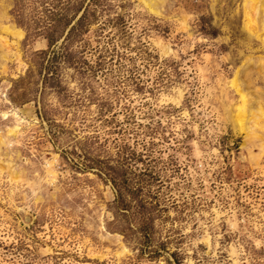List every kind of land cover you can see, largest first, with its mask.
<instances>
[{"label":"rangeland","instance_id":"1","mask_svg":"<svg viewBox=\"0 0 264 264\" xmlns=\"http://www.w3.org/2000/svg\"><path fill=\"white\" fill-rule=\"evenodd\" d=\"M245 1L0 0V264H264Z\"/></svg>","mask_w":264,"mask_h":264},{"label":"bare ground","instance_id":"2","mask_svg":"<svg viewBox=\"0 0 264 264\" xmlns=\"http://www.w3.org/2000/svg\"><path fill=\"white\" fill-rule=\"evenodd\" d=\"M244 13L246 27L252 34H263L262 40L264 41V0H246ZM2 32L21 36L20 31L15 28L4 27ZM0 40L7 43L5 37L0 36ZM258 63L259 67L264 69V60H259ZM239 72L237 70L231 79V85L239 93L241 102L236 105V110L232 113V119L237 130L246 132V137H257L259 136L258 132L264 129V105L261 100L254 104L252 94L249 90L244 89L242 82L239 80Z\"/></svg>","mask_w":264,"mask_h":264}]
</instances>
